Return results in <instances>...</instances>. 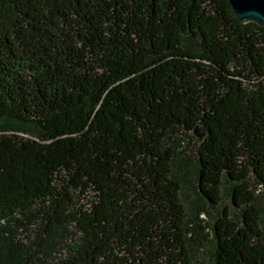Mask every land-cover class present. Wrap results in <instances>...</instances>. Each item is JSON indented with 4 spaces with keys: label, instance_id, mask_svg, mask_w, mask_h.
<instances>
[{
    "label": "trees",
    "instance_id": "trees-1",
    "mask_svg": "<svg viewBox=\"0 0 264 264\" xmlns=\"http://www.w3.org/2000/svg\"><path fill=\"white\" fill-rule=\"evenodd\" d=\"M0 119L17 125L0 134V264H49L70 224L55 264H192L177 129L205 133L199 194L216 206L225 179L246 207L215 223V264H264L247 184L264 185V27L228 0H0Z\"/></svg>",
    "mask_w": 264,
    "mask_h": 264
},
{
    "label": "rangeland",
    "instance_id": "rangeland-1",
    "mask_svg": "<svg viewBox=\"0 0 264 264\" xmlns=\"http://www.w3.org/2000/svg\"><path fill=\"white\" fill-rule=\"evenodd\" d=\"M9 127H17L13 122L0 119V134L6 133ZM29 133H34L32 127H22ZM28 136V135H27ZM203 135L195 131L177 129L172 131L166 140V148L171 149L173 158L171 162L172 179L180 187V202L185 210V226L189 255L192 264H215L216 241L213 228L223 211L238 227L242 226L243 214L246 207L235 206L232 203L231 190L233 183L222 179L220 189V202L212 206L198 192V150L202 143ZM248 189L253 196V204L258 211V230L264 235V185L249 175L247 178ZM88 198H79L76 206L86 205ZM250 204V203H249ZM248 204V205H249ZM12 224L10 229L14 234L15 243L30 245L35 237L37 222ZM67 236L63 233L57 246L47 259L49 264H55L65 255V243L71 245L79 232L74 224L67 226ZM58 241V242H59Z\"/></svg>",
    "mask_w": 264,
    "mask_h": 264
},
{
    "label": "water",
    "instance_id": "water-1",
    "mask_svg": "<svg viewBox=\"0 0 264 264\" xmlns=\"http://www.w3.org/2000/svg\"><path fill=\"white\" fill-rule=\"evenodd\" d=\"M228 3L240 23H254L264 27V0H228ZM195 132L202 134L204 140L205 133L203 131ZM261 242L264 245V235Z\"/></svg>",
    "mask_w": 264,
    "mask_h": 264
}]
</instances>
